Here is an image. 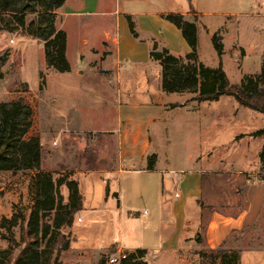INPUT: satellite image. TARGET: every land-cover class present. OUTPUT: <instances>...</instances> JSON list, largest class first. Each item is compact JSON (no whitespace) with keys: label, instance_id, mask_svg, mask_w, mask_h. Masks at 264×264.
<instances>
[{"label":"crops","instance_id":"crops-1","mask_svg":"<svg viewBox=\"0 0 264 264\" xmlns=\"http://www.w3.org/2000/svg\"><path fill=\"white\" fill-rule=\"evenodd\" d=\"M190 8L174 13H154L148 0H66L57 12L59 25L56 26L66 34V60L69 64L68 53L73 52L77 64L76 69L69 64V72L63 74L76 81L94 80L102 95L99 97L103 100L99 103L100 109L107 115L114 108L112 120L108 121L103 115L86 130L75 126V116L53 109L55 130L59 135L87 133L110 138L115 144L113 169H89L82 173L101 176L105 189L98 201L81 196L82 209L68 229L74 233L75 225L81 223L76 232L85 243L77 250L88 249L92 255L101 258L111 249L116 254H130L141 249L146 251L148 264H152L150 254H166L169 264H199L197 251L238 249L240 264H264V230L248 246H228L233 235L244 236L257 224L264 208V180L252 178L247 183L244 209L234 216L211 210L202 232L199 230L204 183L225 172L218 171L213 164L207 168L208 163L194 158L231 156L235 139L228 145L217 144L213 130L203 125L202 105L213 102L195 101L194 94L163 93L160 66L149 56L152 45L158 41L174 56L184 57L189 53L179 31L163 16L182 15L195 23L197 32L199 25L206 29L201 13L192 8L191 14ZM65 15L84 17L74 23L75 31H71V35L78 32L76 38L70 39L62 25ZM190 16L197 19L190 20ZM231 17H226L225 26ZM127 18L133 24L136 38L129 31ZM154 24L164 28L165 37L152 30ZM220 39L223 50V38ZM175 42L180 51H176ZM153 64L157 65L155 70L150 68ZM108 92L113 94V108L109 106ZM69 97L70 91L67 92ZM60 100L57 98L54 103L58 104ZM151 155L156 156L154 169L147 170V158ZM166 157L181 159L177 166H172ZM132 175H145L154 185L150 190H144L130 182ZM107 176L111 178L104 179ZM69 177L74 180L73 176ZM117 178L118 193H113L111 200L117 203L114 208L110 203L109 186ZM115 213H118V242L109 241L98 247L95 226L108 224V214ZM139 219L142 222L136 224ZM6 248L7 244L2 246V250Z\"/></svg>","mask_w":264,"mask_h":264},{"label":"rangeland","instance_id":"rangeland-1","mask_svg":"<svg viewBox=\"0 0 264 264\" xmlns=\"http://www.w3.org/2000/svg\"><path fill=\"white\" fill-rule=\"evenodd\" d=\"M148 5L154 13H174L185 10L188 6L201 13V21L206 29L199 25L197 32L198 60L209 68H218L221 64V69L231 84H239L244 76L259 73L264 60V0H148ZM192 8H190L191 14L193 13ZM227 16L232 17L225 26ZM83 18L65 15L62 25L66 28L70 39L73 36L76 38L78 35V32L71 35V31H75L74 23ZM189 19L196 20L197 18L190 16ZM29 20L31 18H28L27 22ZM5 23L0 21V102L8 100L12 94L19 91L22 83H26L29 90L38 95L37 115L42 147L41 169L51 173L54 178L61 174L73 176L78 183L81 196L86 200L92 198L93 201H98L105 189L101 176H86L82 173L89 169H113L114 141L87 133H62L63 135H59L55 130L53 109L57 108L67 115L70 113L72 117L75 116L77 118L73 122L75 126L80 130H86L93 125L95 119H100L103 115L105 116L103 118L108 121L112 120L114 115V108L111 106L113 105L112 92H108L107 96L109 106L113 109H110L106 115L99 107V103H102L103 100L99 98L102 95L94 80L86 78L76 81L73 78H68L66 74L47 69L44 61L43 42L25 37L20 31L8 33L7 23ZM56 25H59L57 19ZM152 27L156 34L165 37L166 33L161 25L154 24ZM213 35L223 38L224 54L220 59L212 47L211 37ZM156 44L158 49L162 47L161 41ZM175 47L176 51H180L176 42ZM68 57L70 66L72 69H76L77 64L73 52H69ZM150 68L155 70L157 65L153 64ZM39 74L43 76L42 80ZM42 81L44 85L39 89ZM112 90L115 92V86ZM68 91H70L69 98H67ZM57 98L61 100L60 103L55 104L54 101ZM70 109L72 111L69 112ZM201 118L203 125L213 130L217 144L228 145L233 138L235 140L232 142L234 150L231 151V156L208 155L194 158L208 163L207 168L213 164L215 169L225 172L217 174L209 183H204V206L200 214V232L206 225V218L211 210L234 216L244 209L246 207L244 190L247 183L252 178L259 180L260 177H264V173L260 171L258 158L262 139L250 136L253 132L264 128L263 114L242 108L229 97H222L217 102L203 103ZM55 143L58 145L55 146ZM165 159L172 166H177L181 158L166 157ZM29 178L30 175L27 173H0V221L2 218L17 213L25 214L27 217L31 204ZM110 178L107 176L104 179ZM129 178L132 184L144 190H150L154 185V182H150L149 177L145 175H132ZM109 188L111 189L110 203L116 208V201L111 200L114 197L113 193H118V178L110 182ZM235 191L237 192L235 193ZM59 193L65 201L67 190L60 188ZM108 216V224L95 226L98 247H103L109 241L118 242V213L108 214ZM133 218L135 220L136 217ZM135 222L138 224L142 221L139 219ZM79 224L81 225V223ZM80 225H75L74 233L65 231V234L69 235L72 249L62 253L60 264L98 263L100 258L92 255L88 249L77 250L80 244L85 243L76 232L80 230ZM262 230H264V208L252 230H249L248 234L244 236L233 235L228 246H248L252 240L258 238L256 235H259ZM0 232L7 237L14 238L20 247L24 246L20 238L19 227ZM26 240L24 238L25 242ZM6 244L7 242L2 241L0 237V250ZM201 251L207 252V250ZM197 252L195 255L199 263ZM117 256L118 253L116 254L111 249L104 257ZM150 256L152 264H169L166 254H150Z\"/></svg>","mask_w":264,"mask_h":264},{"label":"trees","instance_id":"trees-1","mask_svg":"<svg viewBox=\"0 0 264 264\" xmlns=\"http://www.w3.org/2000/svg\"><path fill=\"white\" fill-rule=\"evenodd\" d=\"M66 0H0V21L6 22L8 33L20 31L25 37L43 42L45 66L58 73L69 72L66 60V34L56 27V16ZM189 1V0H188ZM31 18L27 22V19ZM163 19L173 25L189 48L184 57H177L169 49L152 45L150 59L160 66L161 91L166 94H194L198 102H216L222 97L233 99L240 107L264 115V60L258 74L244 76L239 84H231L218 68L205 67L197 56V28L182 15L168 14ZM131 35L134 27L127 18ZM212 47L220 59L223 53L221 39L211 37ZM40 79L43 76L39 74ZM42 81L39 85L41 89ZM8 100L0 102V173H27L31 204L25 214L2 218L0 231L20 228V247L16 240L0 232L7 248L0 250V264H60L59 256L70 246L65 231L72 227L75 215L82 209L78 183L69 175L54 178L41 169L42 147L37 109L38 95L26 83ZM253 138L262 139L259 153L260 171L264 173V128L253 132ZM156 156L147 158V170H153ZM259 180H264L260 177ZM67 190L64 201L59 189ZM241 211V210H240ZM26 238V242L24 241ZM201 240L199 239L198 242ZM16 253V254H15ZM199 264H240L238 249L197 252ZM145 250H135L119 264H148ZM102 256L97 264H106Z\"/></svg>","mask_w":264,"mask_h":264},{"label":"built area","instance_id":"built-area-1","mask_svg":"<svg viewBox=\"0 0 264 264\" xmlns=\"http://www.w3.org/2000/svg\"><path fill=\"white\" fill-rule=\"evenodd\" d=\"M56 145V143L54 144ZM80 221V220H79ZM127 253L120 252L117 257H109L106 260V264H119L121 260L125 259L127 257Z\"/></svg>","mask_w":264,"mask_h":264}]
</instances>
